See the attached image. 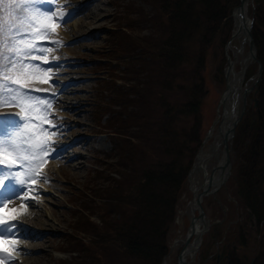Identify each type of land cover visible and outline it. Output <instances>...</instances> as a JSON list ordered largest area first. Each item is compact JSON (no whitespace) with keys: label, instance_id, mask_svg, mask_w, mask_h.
I'll return each instance as SVG.
<instances>
[{"label":"rangeland","instance_id":"rangeland-1","mask_svg":"<svg viewBox=\"0 0 264 264\" xmlns=\"http://www.w3.org/2000/svg\"><path fill=\"white\" fill-rule=\"evenodd\" d=\"M92 1L73 0L77 5L79 3L85 4L79 7L80 11L75 16L76 18L74 17L72 21L66 23L68 26L65 30L63 27L66 24L51 23L48 25L51 29L47 36V40L49 41L64 40V36H66L68 41L78 38L77 41L67 46L68 49L66 48V52L69 53L68 55L71 59L67 62V67L64 69L65 72L62 71L61 65L58 64L57 67V63H53L51 65H44L45 67L51 66L52 73L33 70L27 76L30 88L46 90L32 91L30 93L32 96H39L48 101L54 100L55 96L58 97L60 95L56 87L62 82H71V80L73 83L69 85L70 90L65 96L73 98L79 93L82 94H79L82 97L83 95L86 96V99H83V101L79 100L82 103L78 104L82 105L80 112L72 114L73 116L68 112L69 109L63 107L66 110L70 128L67 132H63L61 138L58 139L62 140L64 137L63 143L67 145V143L72 142L74 139L77 140L85 137L68 145V147L70 146L68 148L70 156L76 154V157L69 162L78 165H71V167H67L69 169H64L65 167L61 168V165L58 164L59 162L56 163L57 160L52 163L50 162V165H47L48 161L43 163L38 169V174L45 175L49 172L53 179L46 178L44 180L36 176L32 182L27 184V191H29V196L31 194L30 199L32 200L30 204L23 203L25 207L30 208L27 218L30 219L29 222L32 223L34 229L36 228L35 232L45 233V235H41V233L38 235L40 240L52 237L53 239L51 238L47 241L57 247L56 250H52L50 247H44L43 251L38 250L35 253L37 254L35 257L39 256L37 258L39 264H84L82 251L87 247L92 248L93 244L90 239H85L84 234H81L77 229L79 227L91 226L87 216H91L90 221L92 224L98 226L96 227L97 229L105 227L106 222L109 223L105 229L113 228L119 224L120 220L117 216V210L115 209L114 213L112 212L114 206L97 196V188L109 183L107 180H104V177L113 176L118 178L116 173L120 170L118 166L121 160L119 156H116L117 150L125 147V140L131 141L130 137L124 141L121 137L119 139L116 137L118 134L116 131H118V127H125V114H128V117L125 119L128 124H136L134 117L140 111V105H136L137 107L134 108L132 104H136V96L138 95L135 93H138V97H140V91L135 90L137 87L140 89V82L137 81L138 83L134 84L135 81L132 78L134 76L133 70L140 68V61L134 59L137 57V55L134 56V49L136 50L140 47V38H144L150 33L146 29L147 26H144L151 11L159 8V1L95 0L94 4L91 3ZM62 4L63 0H59L56 6L58 11H65L70 8L65 9L62 7ZM240 4L241 0L239 4L233 7L231 16H233L236 7ZM95 5L102 8L100 11L102 15L100 14L101 16L96 19L92 17L93 15L85 17V14H89ZM45 6L49 7L46 4L38 5L41 9H45ZM259 6L260 4L257 0L249 1L250 19L257 16V8ZM4 7L7 9L8 6L5 5ZM87 7L90 9H86ZM3 15L6 22L11 19L7 11ZM79 19H85L84 21L88 24L80 28V30L76 25ZM232 19L233 26L229 32L230 36L228 39H232L233 42L228 51L231 56L234 55V71H239L242 66L249 65L247 69L249 74L256 73L260 65L257 58H251L246 65L243 62L245 58H249L250 56L249 41L242 48L243 56H240L239 59L235 57L234 52L238 51L239 47H242L241 43L244 42L245 38L241 32L235 35L236 23L234 17ZM255 25L257 24H254L252 31L255 30ZM219 42L217 41L214 48L210 50L206 70L207 88L209 91L204 97L202 109L204 129L201 140L202 146L200 147H204L202 151L205 150V152L209 153L213 145L215 146L214 142L217 136H220V133L222 134L221 114L223 113V105L221 104L227 89L228 80L225 74V69L228 66L226 59L228 40L223 44ZM44 46L49 49L44 58L50 61L54 60L58 54H61L64 47H56L51 43H45ZM255 47L258 53L257 43H255ZM63 56L66 57V55ZM223 59L224 61L226 60L224 62V81H219L216 78L217 67ZM61 72H63L62 75ZM49 76L53 77V82L44 83L43 81L48 80ZM62 85V88L67 86L64 83ZM69 87L67 88L69 89ZM53 93H55L54 96L52 95ZM68 105L66 104V106ZM69 106H72V104ZM65 110L54 109L52 111L50 107L47 108L46 113H26L21 111L19 107H0V137L5 136L8 132L15 130L19 125L24 123L19 117L32 115L39 120V127L37 124L29 122L24 131H39L40 128H43L44 131L40 138L45 140L47 135L46 129L49 127V123L55 124L52 121L59 120V117L64 115ZM7 111H16L19 115L10 117L6 115ZM45 115H47V122L44 121ZM114 116L115 118H113ZM115 119L117 120L115 121ZM251 122L252 118L249 117L239 123L237 127L236 136L231 146V170L225 184L216 189L214 193L206 196L201 204V207L209 217V225L207 231H204L200 239V246L196 255L185 259L189 264H215L217 253L228 247L229 243L230 248H232L231 244L234 241H237V245L239 246L242 244L240 242L239 230L243 229L245 231L244 223L241 219L243 218V212L245 213L248 209L243 208L241 204L238 194V188H240L241 183L239 181L238 185L236 178L243 177V171H240L241 155L244 151L242 148V136L247 128H249ZM125 129L128 128L125 127ZM115 137L122 142L120 143L117 139L115 141ZM257 138L258 135L254 133L253 139L257 140ZM84 141L85 144L83 146L81 143ZM125 144L128 146L127 143ZM73 150L76 151L73 152ZM218 155L221 157L222 154L219 153ZM217 157L215 156L214 158ZM194 160H196V157H194ZM216 164V160L212 159L206 166L207 170L215 167ZM13 171L23 172V169L14 168ZM198 171L196 183L204 184L205 176L203 169L198 167ZM196 183L190 184V182L186 181L185 188L180 192L176 206V220L171 228L169 240L170 252L163 264H179V255L183 253V245L189 237L194 214L195 216L200 215V206H197L196 212L192 213V205L196 202L194 191ZM37 186L48 193H40L41 191H39ZM16 190L23 191V188L17 187ZM33 191L36 193L34 194ZM23 204H20L18 208L24 213L25 208H23ZM38 211L44 212L43 217L52 226L35 225L38 221ZM83 215H86V217ZM113 234L111 233L107 240L112 238ZM106 236L107 232L103 228L102 239H100L101 243L96 245L95 252L97 254L101 252V248L106 244L107 240H104ZM259 236L253 230L252 236L247 237L250 240V244L242 247L239 254L241 256L247 254L250 259L254 257L257 253ZM42 254H47V256L40 258ZM232 262L233 259L230 264Z\"/></svg>","mask_w":264,"mask_h":264},{"label":"trees","instance_id":"trees-1","mask_svg":"<svg viewBox=\"0 0 264 264\" xmlns=\"http://www.w3.org/2000/svg\"><path fill=\"white\" fill-rule=\"evenodd\" d=\"M157 1L159 8L151 11L144 26L150 33L141 37L140 47L134 49V59L140 61L132 78L134 84L140 82V89L135 88L140 97L135 93L136 104H132L134 108L140 105L134 117L136 124H128L125 114L128 129L118 127L116 131V137L123 141L130 137L131 141L125 140L128 146L124 143L125 147L117 150L121 160L118 178L104 177L109 183L97 188V196L114 206L113 213L117 210L119 224L105 229L106 222L105 227L97 229L87 216L91 226L77 229L93 244L82 251L84 264H162L168 254L179 195L201 145L210 50L217 41L223 44L228 40L232 9L240 2ZM257 1L260 6L254 36L264 66V0ZM225 61L217 67L219 81H224ZM259 96L264 119V75ZM254 133L257 140L253 139ZM116 137L115 141L121 143ZM242 139L243 177L236 178V183H241L238 194L248 211L241 219L245 231L239 230L240 242L249 245L247 237L253 230L260 235L255 255L258 258L253 264H264V124L247 128ZM103 228L107 232L105 241L114 234L97 254Z\"/></svg>","mask_w":264,"mask_h":264},{"label":"snow or ice","instance_id":"snow-or-ice-1","mask_svg":"<svg viewBox=\"0 0 264 264\" xmlns=\"http://www.w3.org/2000/svg\"><path fill=\"white\" fill-rule=\"evenodd\" d=\"M59 0H0V107H19L26 113H46L51 103L42 97L32 96V91H46L30 88L27 76L33 71L52 73L51 65L58 61L44 57L49 51L45 43L63 47L62 40H47L51 23L66 24L71 16L70 12L58 11ZM49 5L41 9L38 5ZM7 5V9H5ZM62 7H70L68 0H63ZM11 17L7 22L4 12ZM58 67V64H57ZM44 83H52L49 76ZM53 96L55 93L52 94ZM43 106V107H42ZM24 123L15 130L0 137V264H15L11 260V253L5 247L16 235L18 220L6 219L3 215L4 207L10 201L20 199L21 203H32L23 197L27 195V184L32 182L38 174V169L47 162L49 156L54 158L56 149L49 148L55 141L43 140L40 137L44 131L33 130L25 132L27 123L37 124L39 120L32 115L19 117ZM47 122V115L44 116ZM49 127L58 128L60 125L49 123ZM55 136V133H52ZM21 168L23 172L13 171ZM25 191L17 192L16 188Z\"/></svg>","mask_w":264,"mask_h":264},{"label":"bare ground","instance_id":"bare-ground-1","mask_svg":"<svg viewBox=\"0 0 264 264\" xmlns=\"http://www.w3.org/2000/svg\"><path fill=\"white\" fill-rule=\"evenodd\" d=\"M94 1L95 0H93L91 3L94 4ZM86 9H90V8L87 7ZM86 9H85V11H86ZM249 9H250L249 8V0H247V1L245 0L243 8L241 10L245 11L244 13H246V15H245L246 19L248 18V15H249ZM101 10H102L101 7H99L98 5H95L93 10H90V13L87 14L88 16L85 14V17H89L90 15H93L92 17H94L96 19L97 17L102 15V12H100ZM83 17H84V15H83ZM84 20L85 19H79L77 21L76 25L78 26L79 30H80V28H83L84 26L88 25ZM241 21H242V19H238L237 23H236V33L237 34H240V32H241V28H242V26L240 24ZM76 33H77V31H76ZM79 33H80V31H79ZM77 36H79V35H77ZM64 58H67V57L64 56ZM250 59L251 58H245L243 62L247 63L248 61H250ZM228 75H229L228 76L229 77L228 83H229V87H230L229 88L230 89V93H227V96H228L227 105L228 104L229 105L226 106V110H227V112H230V113H225L223 124H222V128H221L222 129V134L220 133V136H217V140H216L215 146L211 150V152L210 153L209 152H205V150L204 151H202V150L200 151V153H199V155L197 157V160L195 161V166L193 168V171L191 172V177H192L191 184H195L196 181L198 180V178L196 177V175L199 172L198 171V167L202 168L203 170L207 169L206 166H207V164L210 161H212V159L216 160L217 164L215 165V167H212L210 169V170L213 171L212 175H209L208 172L205 174V182H204V184L196 183V186H195V189H194L195 194H196V202L192 205L193 206L192 213L196 212V207L203 203V200H204V198L206 196H208V195H210V194L215 192L216 187L221 182H223L222 180H225V178H226V176H227V174L229 172V167L226 166V161H228L227 160L228 157L225 154V152L222 151L221 146L224 144L225 129H226V126H227V124L225 125V122L231 118L232 114H235L237 112V105L241 101L242 96L244 97V95L239 91L240 83L244 80V77L241 74L237 75V74L234 73L233 64L229 68ZM69 90H70V88L68 89L67 86L65 88H62L63 92H68ZM79 94H81V93H79ZM79 94H76V96L73 97V98L68 97V96H64L65 100H63L62 102H58L59 107L60 108L66 107V109H69L68 112L71 115L79 113L80 112V107L82 105H78V104H80L81 101H83V99H86V96L83 95V97H82ZM79 100H81V101H79ZM64 102H66V103H64ZM66 104H69V105L72 104V106H69V105L66 106ZM71 111H72V113H71ZM61 126H60V128H61ZM61 129H63V128H61ZM63 142H64V137H63L62 140L60 139V140L55 141L54 146L55 147H64L65 146V148H66L67 146ZM84 144H85V141L83 143H81V145H83V146H84ZM69 147H67V148H69ZM74 151H76V150H73V152ZM68 152H69V150H67L65 152L61 150L56 155V156H59V159H58V161L56 163L59 162L58 164L61 165V168L65 167L64 169H69L67 167H71V165H78V164L69 162V161H72L76 157V154H73L72 156H70V154ZM219 153L222 154L221 157L218 155ZM215 156H218V157L214 158ZM260 156H263V155H260ZM61 163H63V164H61ZM221 164H222V167L220 166ZM203 167H205V168H203ZM206 171H208V170H206ZM255 175H257V174H255ZM210 183L213 186H210L209 185ZM208 186H210V187H208ZM197 198H200V200L198 201ZM50 213H51V211H50ZM43 215H44V212L42 213V211H38V221H37V224H35V225L52 226V224L49 223V221H47L46 218L43 217ZM194 218H195L194 219V225L192 226L191 230L189 231V239L183 245L184 249H183L182 257L184 258V260L187 257H193V256L196 255V253H197V251L199 249V246H200L199 245L200 239L203 236L204 231L205 232L207 231V228H208V225H209V221H208L209 217H208V215L206 213H205V215L203 217H199V214H198V216H195V214H194ZM27 220H30V219H27ZM46 229H47V227H46ZM48 229L50 230V228H48ZM19 233H20L21 239H23L24 243H22L21 245L20 244H15V245L17 247H21L24 250L25 257H23V259H22V261H23L22 264H26V263L39 264V261H37V258L39 256L36 258L35 255H37V254H35V253H37L38 250L43 251L44 247L45 248L50 247L52 250L53 249H55V250L57 249V247L55 245H52L49 241H47L48 239H51L52 237L51 238L47 237L44 240H40V237L38 235H40L41 232H33L32 229H29V230L22 229V231L19 232ZM41 235H45V233L43 232V233H41ZM15 239L18 240L19 237L15 236ZM8 244H9V242L7 244H5L6 248H8ZM44 256H47V254L40 255V258H42V257L44 258ZM18 264H19V262H18Z\"/></svg>","mask_w":264,"mask_h":264},{"label":"water","instance_id":"water-1","mask_svg":"<svg viewBox=\"0 0 264 264\" xmlns=\"http://www.w3.org/2000/svg\"><path fill=\"white\" fill-rule=\"evenodd\" d=\"M247 1V0H246ZM244 2L245 0H241V4L236 7L234 13H233V16L235 18V21L237 23V20L238 19H242V21L240 22L242 28H241V33L243 32L245 34V41H249L250 43V56L249 58H252V59H255L257 58V55H256V47H255V41H254V38H253V35H252V32H251V26H252V20H247L245 18V15L246 13H244L245 11L241 10L243 8V5H244ZM236 31H235V35H236ZM228 70V69H227ZM262 73V64L260 63V67H259V71H258V74L255 76V82H258L259 80V76L260 74ZM229 85H228V93H230V89H229ZM247 91L248 90H251V88H248L246 89ZM227 100H228V96H227ZM240 119V117H234L232 120H231V127H230V130L233 131L234 130V126L236 125L237 121ZM233 136L230 131L224 136V144H225V147H226V150L228 151L229 148H228V139ZM228 160V159H227ZM227 165V164H226ZM227 178V176H226ZM225 178V180H226ZM225 180H222L223 182H221L217 188H219L224 182ZM211 184V183H210ZM216 188V189H217ZM200 200V199H199ZM180 258H182V255H180Z\"/></svg>","mask_w":264,"mask_h":264},{"label":"flooded vegetation","instance_id":"flooded-vegetation-1","mask_svg":"<svg viewBox=\"0 0 264 264\" xmlns=\"http://www.w3.org/2000/svg\"><path fill=\"white\" fill-rule=\"evenodd\" d=\"M207 169L203 170V173H204V176L205 174L208 172L209 175H212L213 174V171L212 170H208L206 171ZM206 171V172H205Z\"/></svg>","mask_w":264,"mask_h":264}]
</instances>
